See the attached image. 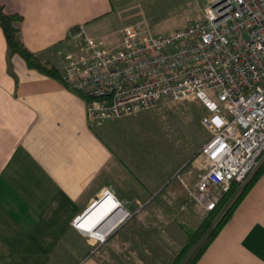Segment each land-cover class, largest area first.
<instances>
[{
  "label": "crops",
  "instance_id": "0c3cea01",
  "mask_svg": "<svg viewBox=\"0 0 264 264\" xmlns=\"http://www.w3.org/2000/svg\"><path fill=\"white\" fill-rule=\"evenodd\" d=\"M0 2L6 12L22 15L24 44L59 71L65 54L82 42L78 24L103 40L117 33L116 45L121 39L114 18L118 0ZM86 103L60 77L30 67L18 53L7 55L0 27V264H138L142 251L148 252L147 264H156L150 257L153 239L171 260L192 230L190 219L200 221L191 209H180L177 220L143 211L153 202H191L188 191L197 178L172 185L182 169L170 170L164 153L156 158L153 147L144 148L147 143L141 148L119 137L120 129H107L110 118L91 124ZM106 188L130 216L90 254L91 239L72 219ZM91 208L81 224L107 218L105 227L119 219L120 212L107 213L103 203ZM142 216L161 219L159 228L150 232L144 223L146 234L140 235ZM194 264H264V167Z\"/></svg>",
  "mask_w": 264,
  "mask_h": 264
},
{
  "label": "built area",
  "instance_id": "2783aa9c",
  "mask_svg": "<svg viewBox=\"0 0 264 264\" xmlns=\"http://www.w3.org/2000/svg\"><path fill=\"white\" fill-rule=\"evenodd\" d=\"M200 11L196 21L165 33H152L144 18L125 24L112 49L78 24L82 42L65 54L60 79L87 99L91 124L149 109L164 97L200 99L209 137L199 148L204 171L189 195L210 210L218 201L213 187L246 183L264 157V0H201ZM109 196L111 208L123 211L120 221L128 217L107 188L99 204ZM81 216L72 219L76 228ZM84 233L98 242L90 250L97 254L108 234Z\"/></svg>",
  "mask_w": 264,
  "mask_h": 264
},
{
  "label": "rangeland",
  "instance_id": "374dc122",
  "mask_svg": "<svg viewBox=\"0 0 264 264\" xmlns=\"http://www.w3.org/2000/svg\"><path fill=\"white\" fill-rule=\"evenodd\" d=\"M135 3H137L138 7H135L136 5L134 6ZM117 4L119 13L115 14L114 18L115 24L119 26V36H121V28L125 24L132 23L143 18L149 25L151 32L154 34H159L186 26L187 24L196 21L201 16V0H118ZM116 37L117 33H113L111 37H107L106 40L101 38L99 39L102 41V45L104 47L109 48L114 42H116ZM79 41L80 40L72 43L73 47L74 44H78ZM116 44L117 43H114V45ZM118 45L113 46L110 49L116 48ZM55 49L58 51L60 48L58 46V49L57 47ZM205 111L206 108L204 104L198 98L177 100L164 97L154 107L149 109L130 115L120 116L118 118L108 119L106 121V128L120 129L121 131L119 133V137L125 136L131 138L133 142L138 141L137 144L141 148L147 143L148 146H144V148L153 147L155 150L153 154L156 156V158L159 154L164 153L166 158H168L170 170L174 171L178 168H180V170L182 169L179 177L173 179L172 185L178 182H180V184L183 182L185 184H191L194 179H198L203 173L202 167L204 166V159L199 155V148L201 144L209 137V133L202 123V116ZM144 140H146V142ZM143 141L145 143H142ZM256 170L252 175H254ZM244 184L234 182L233 185L242 187ZM214 192L217 194L219 201L222 194L226 191H222L221 189L217 188L214 189ZM233 197L234 195L231 198L228 197L226 201L223 202V208H226L231 204ZM180 200V202H182L180 205L176 204V201L164 204L153 202L151 205H149V207H145L143 211L147 212L149 210L152 216L158 213L163 215V217H173L175 220H177V218L180 216L178 213L180 209L182 211L184 209V211L191 209L195 212L193 213L195 219L201 218L200 221L207 215L209 211H206L203 209V207L201 209L199 207L201 204L193 201L192 199L191 202L186 201L187 198L185 200L184 197ZM199 208L202 211L201 213L198 212L200 211ZM182 219L185 220L184 218ZM160 220L161 219L158 218L147 219L146 217L142 216L138 220V230L140 235H142L143 232L146 234V231L143 230L144 228H142L144 227V223L147 224L150 232H152L153 230L156 231L159 228ZM190 220L191 222L189 223V226H187L188 229H194L200 222H195L194 219ZM141 222H143L142 225L140 224ZM145 229L147 228L145 227ZM107 238L108 235L101 243H104ZM90 239L92 246L98 243L93 238ZM150 251V257L152 256L153 259L155 258L156 264L160 262L161 264H168L172 260H170L171 257L167 253L166 255L165 251L161 249L156 239H153L152 249ZM147 253L148 252L146 251H142L140 254L141 260L137 259L138 264L148 263V260L146 259V257H148L146 256ZM117 259L119 260L120 258ZM145 260H147V262Z\"/></svg>",
  "mask_w": 264,
  "mask_h": 264
},
{
  "label": "trees",
  "instance_id": "16d2710c",
  "mask_svg": "<svg viewBox=\"0 0 264 264\" xmlns=\"http://www.w3.org/2000/svg\"><path fill=\"white\" fill-rule=\"evenodd\" d=\"M21 20L22 15L16 12H6L3 4L0 2V27L6 39L7 55L18 53L30 67H35L48 74L60 77V71L56 66L39 58L36 52L32 51L24 44L20 34ZM74 28H76V26ZM263 167L264 158L261 160L254 175H252L244 186L237 187L233 185L234 182L231 183L228 190L222 194L220 200L208 211L207 215L194 229L187 232L184 244L179 248L176 255L168 264H194L211 239L216 235L222 224L228 219L238 201ZM233 195L234 197L231 204L223 208V202Z\"/></svg>",
  "mask_w": 264,
  "mask_h": 264
},
{
  "label": "bare ground",
  "instance_id": "6f19581e",
  "mask_svg": "<svg viewBox=\"0 0 264 264\" xmlns=\"http://www.w3.org/2000/svg\"><path fill=\"white\" fill-rule=\"evenodd\" d=\"M261 162V161H260ZM260 164V163H259ZM259 166V165H258ZM100 201V200H99ZM99 201H98V204H99ZM103 203V205L104 206H107V207H109L108 209H107V213H109V211H110V213H112V212H117V211H119L120 213L117 215V219H118V221H116V222H113V223H109L107 226H105V227H102L101 226V224H102V222L100 223V222H94L92 225H90V226H87V225H83V224H81V222L89 215V213L92 211V208H90L89 210H87L86 211V213L85 214H83V216H81L80 217V219H82L81 221H80V224L78 225V229L79 230H81V231H84V232H86V231H89V232H91V233H93V234H96V236H98V237H103V236H105L106 234H108L111 230H112V228L114 227V225L115 224H117L119 221H120V218H122V216H123V211L122 210H120L119 208H117V207H114V208H111L112 207V204H113V200H112V197L111 196H109L107 199H105L103 202H101L100 204H102ZM122 212V213H121ZM109 213V214H110ZM109 214H107L106 216H108ZM105 216V217H106ZM84 217V218H83ZM104 217V218H105ZM103 218V219H104ZM102 219V220H103ZM101 220V221H102ZM101 226V227H100ZM117 226V225H116ZM82 227H85L84 229H81ZM90 227H92V228H90ZM88 228H90L89 230H88Z\"/></svg>",
  "mask_w": 264,
  "mask_h": 264
},
{
  "label": "water",
  "instance_id": "95a60500",
  "mask_svg": "<svg viewBox=\"0 0 264 264\" xmlns=\"http://www.w3.org/2000/svg\"><path fill=\"white\" fill-rule=\"evenodd\" d=\"M99 200H98V197L97 198H95L88 206H87V208L82 212V215L83 214H85L86 213V211L87 210H89L93 205H95L97 202H98ZM110 215H108V217H109ZM107 217V216H106ZM107 220V218H105V220L103 221V222H105ZM102 222V223H103Z\"/></svg>",
  "mask_w": 264,
  "mask_h": 264
}]
</instances>
